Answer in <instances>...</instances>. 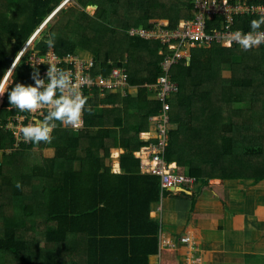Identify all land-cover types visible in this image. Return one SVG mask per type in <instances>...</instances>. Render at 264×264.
Wrapping results in <instances>:
<instances>
[{"label":"trees","instance_id":"trees-1","mask_svg":"<svg viewBox=\"0 0 264 264\" xmlns=\"http://www.w3.org/2000/svg\"><path fill=\"white\" fill-rule=\"evenodd\" d=\"M4 1L0 77L63 0ZM76 2L97 10L82 16L78 7L65 10L60 6L56 12L63 10L56 23L47 21L39 35L49 38L54 33L52 49L60 56L77 53L80 41L88 40L98 63L96 72L106 74L113 65L125 66L130 84L137 89L125 96L108 92L104 97L92 89L86 96L90 111L83 113L84 129L73 132L57 122L50 144L17 140L8 124L19 110H10L5 92L0 151L14 154L20 167L11 158L0 161V264H150V258L160 253V223L150 217V211L153 202L171 192L161 191L160 176L140 171L134 151L145 144L139 133L148 129V117L161 107L150 98L147 86L165 74L178 89L168 99L170 126L164 157L176 162L179 172L195 177L197 191L192 197L202 193L211 178L264 181L263 45L249 50L236 45L193 47L189 58L176 59L165 72L162 62L167 54L159 51L167 52V46L129 35L128 30L150 29L163 18L175 27L194 16V0ZM21 4L29 7L23 25L16 15ZM259 18L245 14L235 16L234 22L245 32ZM220 20L217 17L213 23ZM115 47L121 48L117 58ZM47 49L37 37L33 48L15 64L12 82L34 83L30 78L33 67L27 60L32 52L43 54ZM220 59L229 67L221 65ZM39 71L44 77L45 69ZM107 102L112 105L105 107ZM99 105L103 106L101 115L94 112ZM118 129L125 135L118 137ZM39 145L49 157L23 165ZM118 147L125 150L120 157L123 173L111 171L110 154Z\"/></svg>","mask_w":264,"mask_h":264},{"label":"built area","instance_id":"built-area-1","mask_svg":"<svg viewBox=\"0 0 264 264\" xmlns=\"http://www.w3.org/2000/svg\"><path fill=\"white\" fill-rule=\"evenodd\" d=\"M248 1L251 0H194L196 8L194 16L181 20L175 27H171L167 20H159L150 29L131 28L128 30V34L157 40L163 46L166 45L167 52L160 50L159 53L167 54L162 62L163 70L167 72L171 65L176 62V59L189 58L190 49L193 47H210L215 44L227 47L225 45L232 33L237 30L243 33L250 32H244L237 28L235 26L237 21L234 22V17L245 14L264 16V0H257L250 5ZM217 17L222 19L219 24L213 23ZM258 31H264V29ZM234 45L244 50L234 41L230 47ZM261 45L264 46V43ZM27 63L31 67L38 65L39 68H44L46 72L51 64L68 71L71 74L72 86L84 96L90 95L92 89H97L100 96H104L108 92L120 93L125 96L137 89L130 84L125 66L113 65L106 74L96 72L99 71L98 63H96V58L89 53L83 55L71 53L60 56L52 48H48L43 54L32 52ZM108 63L113 64L112 61H108ZM123 64L125 65L126 61ZM147 87L151 92V98L160 102L161 107L157 113L148 117L150 129L139 134V138L145 142L138 150L134 151V156L140 162V171L160 176L161 191H172L173 188L180 186L183 188L192 187L195 183L194 177L179 172L177 163L168 162L164 157L170 126L168 99L176 93L178 86L169 79L168 74H165L160 76L156 83L149 84ZM47 110L46 106L44 109L31 114L18 111L12 121L9 122L8 127L15 133L17 140H23L20 128L27 125L33 117L43 118V114H46ZM82 120L83 123L79 128L67 127L73 132H80L85 127L84 114ZM112 170L115 171L113 166ZM158 210H161V207ZM181 241L189 243L190 238L183 237Z\"/></svg>","mask_w":264,"mask_h":264},{"label":"crops","instance_id":"crops-1","mask_svg":"<svg viewBox=\"0 0 264 264\" xmlns=\"http://www.w3.org/2000/svg\"><path fill=\"white\" fill-rule=\"evenodd\" d=\"M94 112L101 115L103 106ZM121 135L125 134L118 129L117 136ZM124 151L118 147L111 152L112 172H124L120 166ZM184 189L152 203L150 217L160 223L161 251L150 264H264V181L211 178L196 197H192L196 182ZM183 237L190 242L181 241Z\"/></svg>","mask_w":264,"mask_h":264},{"label":"clouds","instance_id":"clouds-1","mask_svg":"<svg viewBox=\"0 0 264 264\" xmlns=\"http://www.w3.org/2000/svg\"><path fill=\"white\" fill-rule=\"evenodd\" d=\"M48 20L49 18L45 20L43 25ZM161 20L169 22L168 19L163 18ZM262 25H264V16L252 20L250 25L252 31L243 33L237 30L231 34L225 46L230 47L234 41L244 50L258 47L264 43V31H258ZM39 30L35 31L37 33H34L25 44L24 49L17 54L15 61L9 66L10 68L8 67L7 72L0 77V96L8 92L10 110L14 107L22 113H35L47 106L48 110L46 114H43L42 119L33 117L27 125L20 128V132L24 143L39 144L45 142L50 144L53 140V132L58 127L57 122L63 126L79 128L83 123L82 115L85 111H90V106L86 107L88 98L72 86L71 74L55 64L49 65L44 77H41L38 65L32 66L33 72L30 78L34 83L24 84L14 83L13 81L11 87L8 86V80L12 77L15 64L19 62L18 58L24 56L27 46L32 41L37 40V37H39V41L44 42L49 49L54 47L55 34L51 33L49 38H45L39 35ZM16 186L19 188L20 184L17 183Z\"/></svg>","mask_w":264,"mask_h":264},{"label":"rangeland","instance_id":"rangeland-1","mask_svg":"<svg viewBox=\"0 0 264 264\" xmlns=\"http://www.w3.org/2000/svg\"><path fill=\"white\" fill-rule=\"evenodd\" d=\"M69 2L67 3V4H65L64 6H62L63 7V9H65V10H68V9H70V8H72V7H78V8H80V14L82 15V16H85V15H87V14H90V15H94L95 14V12H96V10H97V7L96 6H92V7H85V8H82V7H80L78 4H77V2H76V0H68ZM4 0H3V3L1 2L0 3V16L2 17L3 16V12L4 11H6V6H5V4H4ZM62 3H65V0H63L62 1ZM61 3V4H62ZM125 3V2H124ZM60 4V5H61ZM59 5V6H60ZM125 5V4H124ZM58 6V7H59ZM57 7V8H58ZM57 8L53 11V16L52 17H49V16H51L52 14H50L49 16H47L45 19H44V21L41 23V25L36 29V30H39L42 26V29H45L47 26H48V24L46 23L45 25H43V23L45 22V20L46 19H48L49 18V22L52 24V25H54L55 23H56V21L58 20V18L60 17V13H61V11L63 10H61V11H59V12H56V10H57ZM29 7L25 4V6H24V4H21L20 5V8H19V10H18V13H16V15H18L19 16V21H20V24L21 25H23L26 21H27V16H28V14H29ZM2 19H3V17H2ZM32 36H30L25 42H24V44H23V46H22V48L20 49V51L23 49V47L25 46V44H27V42L29 41V39L31 38ZM33 46H34V41H32V43L29 45V46H27V51L29 50V49H32L33 48ZM121 48H117V47H115L114 48V50H115V53L117 52V56H115L116 58L117 57H119L118 56V51L120 50ZM93 50V48H91V45H90V42L88 41V40H86V39H82L81 41H80V47H79V49H78V51H77V54H79V55H83V54H87V53H89V54H91V51ZM19 51V52H20ZM18 52V53H19ZM222 57H224V56H221L220 58H222ZM16 58V57H15ZM221 61H220V64L221 65H223V66H225L226 68L227 67H229V65H227L226 63H224L223 61H224V59H220ZM14 61H15V59H14ZM230 62L231 63H233V60L231 59L230 60ZM240 63V62H239ZM127 64V63H126ZM10 68V67H9ZM9 68H7L6 69V71L5 72H7V70L9 69ZM226 70H223L222 72H225ZM4 72V73H5ZM12 83V77L8 80V86L10 85ZM7 90V88L5 89V91ZM216 93H217V90H215V92L213 91V93L211 94V95H213L214 97L216 96ZM4 98H5V93L0 97V109H1V107H2V104H3V101H4ZM93 144H94V142H92ZM3 157H5V159L4 160H6V159H9V158H11V160L13 161L12 162V164L14 165V166H16L17 168H19L20 167V165H19V163H18V161L16 160V158H15V156H14V154H11L10 152H5V151H0V161L3 159ZM39 157H45V158H47V157H49V153L47 152V149H45L44 147H41L40 145L39 146H37V147H35V148H33V150L31 151V154H29L28 155V159H27V161L23 164V165H25V166H27V163H28V165L30 164H33L34 162H35V160L36 159H39ZM171 215H172V213H170L169 214V217H171ZM163 218H164V216H163Z\"/></svg>","mask_w":264,"mask_h":264},{"label":"water","instance_id":"water-1","mask_svg":"<svg viewBox=\"0 0 264 264\" xmlns=\"http://www.w3.org/2000/svg\"><path fill=\"white\" fill-rule=\"evenodd\" d=\"M88 7H92L91 5H89ZM173 190H178V191H182V190H185L183 187H176V188H173Z\"/></svg>","mask_w":264,"mask_h":264},{"label":"bare ground","instance_id":"bare-ground-1","mask_svg":"<svg viewBox=\"0 0 264 264\" xmlns=\"http://www.w3.org/2000/svg\"><path fill=\"white\" fill-rule=\"evenodd\" d=\"M69 1L67 0V2H65V3H63L61 6H64L65 4H67ZM53 16V14L50 16V17H52ZM45 25V24H44ZM38 31V30H37ZM37 33V32H36ZM34 35V34H33ZM32 35V36H33ZM118 168V167H117Z\"/></svg>","mask_w":264,"mask_h":264}]
</instances>
